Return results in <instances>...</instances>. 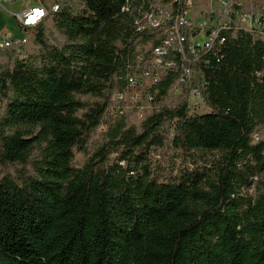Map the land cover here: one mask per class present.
I'll use <instances>...</instances> for the list:
<instances>
[{
  "label": "trees",
  "instance_id": "trees-1",
  "mask_svg": "<svg viewBox=\"0 0 264 264\" xmlns=\"http://www.w3.org/2000/svg\"><path fill=\"white\" fill-rule=\"evenodd\" d=\"M125 2L57 0L26 58L20 38L0 48V264H264V17L198 66L208 113H191L188 89L173 99L178 70L129 126L107 117L111 97L162 40L136 33ZM165 148L169 174L154 162Z\"/></svg>",
  "mask_w": 264,
  "mask_h": 264
},
{
  "label": "built area",
  "instance_id": "built-area-1",
  "mask_svg": "<svg viewBox=\"0 0 264 264\" xmlns=\"http://www.w3.org/2000/svg\"><path fill=\"white\" fill-rule=\"evenodd\" d=\"M12 1L1 0L0 6ZM251 6L252 2L248 8L244 0H168L166 3L159 0H126L121 12L134 14L136 33L142 36L157 32L162 41L155 47L149 44L127 65L125 87L112 98L117 112L126 114L136 110L139 121L144 120L154 98L149 89L164 76L180 70L181 75L173 85L171 95L180 98L188 89L191 113L200 114L197 110L206 104L202 96L205 82L199 81L198 66L206 55L220 49L228 38L225 34L230 31L241 29L258 33L260 22L250 10ZM59 10L58 3L50 8L39 4L18 15V19L23 30H31L50 13ZM26 44V37L16 40L22 59L26 56L21 48ZM11 45L10 40L0 41V48ZM192 98L198 102H192Z\"/></svg>",
  "mask_w": 264,
  "mask_h": 264
},
{
  "label": "rangeland",
  "instance_id": "rangeland-1",
  "mask_svg": "<svg viewBox=\"0 0 264 264\" xmlns=\"http://www.w3.org/2000/svg\"><path fill=\"white\" fill-rule=\"evenodd\" d=\"M20 2L26 3L28 0H18ZM57 2V0H56ZM246 6L249 8L250 3L252 2V6H251V11H253L256 16L257 19L260 21L261 17H264V0H244ZM13 8L8 4V2H4L3 6H0V21H2V23H7L6 21H8L9 19H11L8 16V10H12ZM12 20H14V22L16 21L14 18H12ZM259 28V26H258ZM260 30V28H259ZM34 31L35 29H31V30H19L18 34L20 37H26L28 40V44L26 46V50L32 49L33 46L31 44V39L34 35ZM57 36V33H56ZM111 97V102H110V109L108 110L107 113V117H115L117 114V109H116V105L114 104L112 98ZM87 99V98H85ZM173 99H175L173 97ZM142 101L145 102V98H142ZM192 102L196 103L198 102V100L196 98H192L191 99ZM198 113H200L201 115L204 113L209 112V109L206 106H202L201 109L197 110ZM127 124L129 126L133 125V124H139V118L137 116L136 110H134L133 112H127ZM104 131H105V125L99 127L91 136L90 142H89V146L87 149L86 153H78L76 155L74 164L76 167H81L82 165H84V163L86 162V160L88 159L89 155L92 154L99 146L102 145V143L105 140V136H104ZM264 136V129L260 128L259 133H258V137H263ZM176 154L174 153V151L170 150L169 148H165L163 150H158L155 153V158H154V162L155 164H157L160 168L161 171H163L164 173L169 174L170 171L175 167L174 164H176V168H178L177 165H180L179 161H176ZM3 171L5 172H10L13 176L18 177V176H23L24 174H26L27 172H29V167H6L3 168ZM172 173V172H171Z\"/></svg>",
  "mask_w": 264,
  "mask_h": 264
},
{
  "label": "crops",
  "instance_id": "crops-1",
  "mask_svg": "<svg viewBox=\"0 0 264 264\" xmlns=\"http://www.w3.org/2000/svg\"><path fill=\"white\" fill-rule=\"evenodd\" d=\"M54 3H57L56 0H28L26 3L13 0L11 3H8L13 8L11 11L8 10V16L11 19L6 21L7 23H2V21H0V41L6 39L9 40L12 38H25V36L20 37L18 34L19 30H23L20 25L18 15L22 14L27 9L35 5L41 4L44 7L50 8ZM12 18H14L16 21L14 22Z\"/></svg>",
  "mask_w": 264,
  "mask_h": 264
}]
</instances>
